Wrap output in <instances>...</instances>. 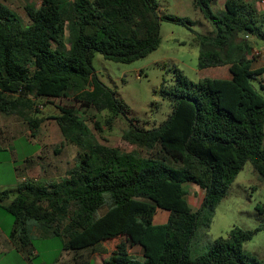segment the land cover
I'll return each instance as SVG.
<instances>
[{"label": "trees", "instance_id": "obj_1", "mask_svg": "<svg viewBox=\"0 0 264 264\" xmlns=\"http://www.w3.org/2000/svg\"><path fill=\"white\" fill-rule=\"evenodd\" d=\"M215 1L193 0L216 27L215 34L198 37L197 66H227L230 77L193 82L176 69V84L162 90L171 100L167 119L151 129L129 119L126 138L146 153L100 142L73 107L56 105L61 143L77 145L76 159L58 179L23 178L7 203L9 190L0 191L18 249L32 245L28 221L34 219L40 229L63 236L75 262L79 250L103 242L108 256L99 264H261L242 248L260 226L235 225L205 251L189 253L200 213L213 210L247 160L264 179V96L251 82L258 79L264 89V65L253 66L244 38L264 42V13L249 0H223L214 12ZM24 10L28 22L0 2V113L23 118L32 137L42 121L32 115L40 102L72 96L98 111L125 110L96 79L94 52L132 62L158 47L161 19L192 24L160 15L157 0H40ZM187 182L203 190L196 209ZM158 208L168 211L165 221H154ZM258 210L264 213V205ZM136 247L141 258L131 255Z\"/></svg>", "mask_w": 264, "mask_h": 264}, {"label": "rangeland", "instance_id": "obj_2", "mask_svg": "<svg viewBox=\"0 0 264 264\" xmlns=\"http://www.w3.org/2000/svg\"><path fill=\"white\" fill-rule=\"evenodd\" d=\"M257 10L264 13V2L249 0ZM12 8L25 22H28L24 5L26 3L39 5L40 0H0ZM158 13L172 14L186 17L192 24L186 25L161 19L159 23L160 43L148 55L123 63L103 57L100 52H94L92 68L96 79L109 89L126 105L125 110H101L94 107H83L75 102L72 96L63 99H51L49 102L36 104L37 110L32 115L41 117L36 136H30L26 121L15 115L0 113V191L9 190V197L3 203L9 202L17 193V185L23 178L30 176V167L37 165L39 175L52 174L49 179H58L72 166L77 155V145L70 142L61 143L63 137L56 120L60 111L56 105H69L77 115L83 119L92 130L93 135L100 142L116 145L121 149H134L139 153H146L144 147L130 142L126 138L129 119L140 127L151 129L158 127L170 115L171 100L162 90L169 89L176 84V69L180 70L188 79L198 82L206 78L221 77L226 66H211L200 69L197 66L199 55V35H213L216 27L209 18L197 8L193 0H157ZM216 2V1H215ZM215 2L213 4H215ZM212 4V5H213ZM222 5L212 6L214 12L221 10ZM251 45V54L255 56L253 66L260 65L264 55V42L251 35H245ZM68 33L63 38L67 45ZM53 45L55 43L53 42ZM264 59V57H263ZM226 73V72H225ZM255 88L264 96V89L258 84V79H251ZM113 116L109 123L106 120ZM98 126V127H97ZM41 178L42 181H48ZM187 199L193 209L198 208L203 190L195 184L187 182ZM264 205V179L255 170L250 160L231 181L227 193L214 205L209 213L203 210L199 215V222L189 243L190 255L196 256L205 251L212 240L219 236H226L233 226L253 230L252 236L242 243L245 253L255 256L264 264V213L258 210V205ZM103 209H99L100 213ZM166 209L158 208L154 214V221L166 218ZM7 216L9 213L3 212ZM37 224L31 219L28 225ZM63 236L53 234L45 236L37 230H31V241L38 251L37 256H31L34 264H64L69 250L62 247ZM103 245L100 258L108 256V250ZM101 248V247H100ZM80 253H92L87 248ZM131 255L141 258V251L133 248ZM11 253L0 255V264L10 263Z\"/></svg>", "mask_w": 264, "mask_h": 264}, {"label": "crops", "instance_id": "obj_3", "mask_svg": "<svg viewBox=\"0 0 264 264\" xmlns=\"http://www.w3.org/2000/svg\"><path fill=\"white\" fill-rule=\"evenodd\" d=\"M222 3H223V0H216L213 6L219 7L220 5H222ZM261 52H263L264 54V51H261ZM263 57L264 55L262 56V61L260 60L258 61V63L260 62L259 63L260 65L254 66L255 68L264 65ZM225 68H226V71H225L226 73L224 72V74L218 78H229L230 77L228 67L226 66ZM30 176L33 178H39V179L41 178L49 179L51 178L52 174L49 173L48 171L46 174L39 175L37 165H34L30 167ZM202 196H203V192H202ZM4 211L5 210L0 207V255L11 253L13 260L10 263H3V264H34L32 262L31 256H37L38 251L35 249L34 245H31V244H28L24 249L17 248V245L14 242V240H12L8 235V231L12 227V218L4 214L3 213ZM163 213L166 214V218H167L168 211L166 210V212H163ZM166 218L164 220H158L156 222L165 221ZM31 230L33 231L37 230L39 234L45 235V236L53 235V233L48 232L47 230L40 229L35 223H32ZM102 247H103V242H100V243L95 244L93 247L87 248L90 251H94L92 253L77 252V259H78L77 262H75V260L72 257L73 253L69 250L71 253H69L67 257L65 258L64 264H99L102 260L100 261H95V260H97V258H100L99 252L103 251Z\"/></svg>", "mask_w": 264, "mask_h": 264}, {"label": "built area", "instance_id": "obj_4", "mask_svg": "<svg viewBox=\"0 0 264 264\" xmlns=\"http://www.w3.org/2000/svg\"><path fill=\"white\" fill-rule=\"evenodd\" d=\"M262 2H264V0H261Z\"/></svg>", "mask_w": 264, "mask_h": 264}]
</instances>
